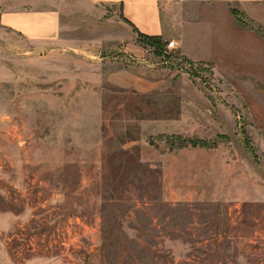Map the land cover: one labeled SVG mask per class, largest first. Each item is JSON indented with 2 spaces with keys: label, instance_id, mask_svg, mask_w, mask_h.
Instances as JSON below:
<instances>
[{
  "label": "rangeland",
  "instance_id": "1",
  "mask_svg": "<svg viewBox=\"0 0 264 264\" xmlns=\"http://www.w3.org/2000/svg\"><path fill=\"white\" fill-rule=\"evenodd\" d=\"M58 6L59 42L0 27V264H264V23L173 0L131 54Z\"/></svg>",
  "mask_w": 264,
  "mask_h": 264
},
{
  "label": "crops",
  "instance_id": "2",
  "mask_svg": "<svg viewBox=\"0 0 264 264\" xmlns=\"http://www.w3.org/2000/svg\"><path fill=\"white\" fill-rule=\"evenodd\" d=\"M172 1L89 0V3L100 7L109 6L114 10L115 17L119 19L116 24L127 38V45H124L125 41H123L121 49L125 53L133 54L139 48L137 46L138 33L149 37L166 38L170 36L171 30L165 21ZM219 1H233L242 5L248 17L264 23V0ZM58 4L59 0H0V27L20 35L35 45L59 42L63 28H65V21ZM99 12L102 13L100 9ZM117 12H119L118 16H116ZM257 12H259V17Z\"/></svg>",
  "mask_w": 264,
  "mask_h": 264
},
{
  "label": "trees",
  "instance_id": "3",
  "mask_svg": "<svg viewBox=\"0 0 264 264\" xmlns=\"http://www.w3.org/2000/svg\"><path fill=\"white\" fill-rule=\"evenodd\" d=\"M138 37L141 39V42L150 45V46H155L158 47L161 45L162 38L161 37H149V36H144L138 33Z\"/></svg>",
  "mask_w": 264,
  "mask_h": 264
},
{
  "label": "built area",
  "instance_id": "4",
  "mask_svg": "<svg viewBox=\"0 0 264 264\" xmlns=\"http://www.w3.org/2000/svg\"><path fill=\"white\" fill-rule=\"evenodd\" d=\"M174 45H175V42H170V43H169V48L174 47Z\"/></svg>",
  "mask_w": 264,
  "mask_h": 264
}]
</instances>
